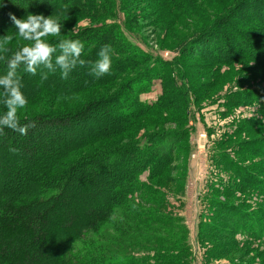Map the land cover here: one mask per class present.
Here are the masks:
<instances>
[{"label":"trees","instance_id":"16d2710c","mask_svg":"<svg viewBox=\"0 0 264 264\" xmlns=\"http://www.w3.org/2000/svg\"><path fill=\"white\" fill-rule=\"evenodd\" d=\"M137 1L18 0L12 23L8 0H0V67L9 59L31 64L43 55L63 73L55 80L46 74L22 76L12 84L0 81V264H194L183 219L168 223L169 213L162 212L168 206L165 192L153 183L175 160L178 144L189 140L193 128L187 124L202 108L178 64L190 53L207 67L239 64L245 74L238 85L259 88L227 94L219 106L225 123L235 117L234 110L252 104L250 98L259 109L253 118L227 123L213 144L215 166L230 176L216 180L211 194L256 206L250 211L218 203L226 208L224 224L249 234L238 243L264 250V133L229 145L264 129V88L259 87L264 84V0H156L158 8L172 5L178 17L206 23L171 60L153 59L133 44L141 40L134 30L143 11ZM37 13L45 15L42 31L35 30L39 22H28ZM121 13L126 18L118 21ZM77 17L102 24L70 32L63 23ZM155 79L162 93L153 104H143L139 97ZM100 89L105 91L93 94ZM43 92L52 97V107ZM57 99L78 104L71 112L53 113ZM97 110L109 116L108 137L128 132L140 118L172 119L183 129L143 135L144 147L137 141L98 149L92 148L97 137L63 131Z\"/></svg>","mask_w":264,"mask_h":264},{"label":"rangeland","instance_id":"374dc122","mask_svg":"<svg viewBox=\"0 0 264 264\" xmlns=\"http://www.w3.org/2000/svg\"><path fill=\"white\" fill-rule=\"evenodd\" d=\"M17 1L8 0L7 9L10 19L8 22L13 23V20H15L16 15L14 12L17 8ZM194 1L196 3L198 0ZM202 2L199 1L198 6L204 11ZM137 3H140L139 7L143 6V11L138 12L141 18L138 22V28L134 30L139 34L141 40L137 42L132 40V42L148 55L151 54L153 59L160 57L164 60L173 59L178 54V50H181L183 45L185 47V40L193 34L194 30L201 25H206V23L202 24L203 22L195 16L189 17L184 14V16L178 17L180 16L179 14L172 13V5L160 4L163 8H158L159 3L156 0H138ZM28 9L26 8L25 11ZM38 14L29 15L27 18L30 19H28L30 24L39 22L40 24L34 27L35 30L40 28L42 31L44 29L42 21L45 15L41 16ZM119 17L118 21L126 18L124 13H121ZM171 20H175V22L167 29ZM64 23L63 25L71 32L85 27L100 26L102 21H91L88 18L77 17L68 19L66 24ZM19 25L21 26L22 24L20 23ZM61 27L63 26L58 25L56 29H62ZM260 32L259 35H263ZM22 33L19 31L18 36L22 35ZM25 37L36 41L39 39L30 34L25 35ZM49 40L50 38H48ZM13 41L19 43L18 39L17 41ZM55 54H57L56 51H52V57ZM42 56L40 59L31 62V64L22 63L17 65L9 59L0 67V81L3 80L12 84L13 81L22 76L30 78L46 74L53 76L54 80L63 78L61 66L52 65L51 57ZM3 57H7V55ZM206 63L205 60L192 53L178 63L185 69V73L190 80L189 86L191 87V91L195 92L194 94L190 93L192 99H194V95L199 98L198 103L202 104H198V106L202 108L198 114L196 112L193 114V118L187 124L193 128L189 140L178 144L179 149L174 150L172 154L175 160L163 172V177L154 180L153 183L160 191L165 192L166 204L168 206L162 212L169 213L170 220L167 219L168 223L169 221L174 222L178 217L183 219L189 232L188 245L191 248L194 264H264V250L259 247L253 248L238 243L242 238H247L249 234H245L243 230L232 229L228 224H224V222L229 221L226 216V208L218 205V203H222L223 206H226L227 203H236L250 211L255 210L256 206L243 199H227L219 192L211 194V187L216 185V180L225 181L230 176L228 173L219 171L215 166L210 156L213 144L219 141V137L226 129L227 123L233 125L236 119L253 118L255 117V112L259 109L256 103H253L255 97L253 99L250 98L248 102L252 104L234 110L232 115L236 118H230L225 123L219 116V112L224 110L219 108V106H223L222 103L227 94L252 92L255 91L253 89L257 90L259 88L256 86V88L250 91L245 86L238 85L241 75L245 74L244 72H240L239 64H234L230 68H224L220 66L207 67ZM231 69L234 71L232 72ZM131 73L129 74L131 75ZM128 77L126 76V78ZM174 78L176 82H179L177 74ZM212 85L214 86L211 88ZM149 87H147L149 88L148 93L142 94L139 97V100L143 104H153L162 93L163 86L156 79L152 81ZM259 87L264 88V84H261ZM1 89L0 93L4 94V91ZM103 91L105 90H95L93 94L98 95ZM42 96L48 99V105L52 107L50 105L52 97L47 92H43ZM76 104L78 102L75 99H57L53 105V108H55L53 113L63 114L64 112H71L73 111L71 110L72 107ZM109 120V116L97 110L89 114L80 125L73 123L74 125L72 124L68 128L62 129L65 132L76 133L82 137H97L92 147L97 149L102 147H119L120 145H127L133 142L137 143V141H140V146L144 147L143 143L145 139L143 135L151 136L161 132L171 133L179 131L177 130L179 127L183 129L180 122L175 123L172 119L171 121L166 120L164 123H160L151 118H140L128 132H120L117 135L108 137L106 128H108ZM53 132L58 134L61 133V130L55 129ZM263 133L264 129L262 128V130H258L252 134L240 135L232 140L229 145L231 147ZM189 146H191L190 152L188 150ZM229 148L228 151L231 153V149ZM232 233L235 234L232 235Z\"/></svg>","mask_w":264,"mask_h":264}]
</instances>
